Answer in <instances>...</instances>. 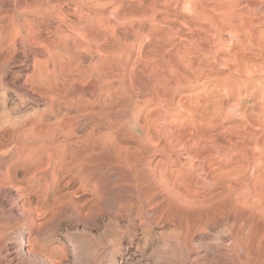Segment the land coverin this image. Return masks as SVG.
<instances>
[{"label":"rangeland","instance_id":"1","mask_svg":"<svg viewBox=\"0 0 264 264\" xmlns=\"http://www.w3.org/2000/svg\"><path fill=\"white\" fill-rule=\"evenodd\" d=\"M104 1L114 8L107 34L103 17L70 15L83 34L97 37L90 47L57 35L59 22L49 17L35 21L39 44L0 41V264H264V195L254 192L264 188V156L248 161L234 152L264 145V38L224 28L221 41L197 46L184 19L202 0H172L180 30L163 46L145 15L150 0ZM263 1H242L239 10L263 21ZM11 10L0 7L1 15ZM235 64L261 67V77L237 79ZM69 67L59 114L69 123L77 117V143L105 140L106 149L84 171L60 174L56 190L66 198L58 203L19 157L25 138L16 129L42 137L53 114L43 110L37 86ZM88 100L93 109L78 107ZM33 108L42 114L15 118ZM239 161L232 193L215 172ZM101 177L98 198L89 188ZM40 208L45 216L30 223L27 212Z\"/></svg>","mask_w":264,"mask_h":264},{"label":"bare ground","instance_id":"2","mask_svg":"<svg viewBox=\"0 0 264 264\" xmlns=\"http://www.w3.org/2000/svg\"><path fill=\"white\" fill-rule=\"evenodd\" d=\"M184 1L187 2L188 0ZM202 1L196 4L194 7V11H191L190 15H187L188 17L184 19V23L197 35V38L195 37L196 42H194L197 43V46H203V42L216 43L220 40L219 38L221 37L220 35L221 32H223L224 28L227 29L225 31L229 30L230 33L236 35V33L234 32L239 27V29H243V31L247 33L249 37H251L252 35H256L259 39L264 38V29H259L256 27V23L264 21L263 17V21L255 20L253 18L256 17L252 18V16H247L248 18L246 19L243 13L239 10V5L242 1L251 6H258L262 0H230L229 2L222 1L215 4H208V1H206V3H204L205 1ZM171 5L172 0H150L148 4L149 10L145 12V15L149 18L150 22L149 29H151L154 35L157 37L160 45L163 46L171 44L180 30V28L176 27V25L174 24L175 21H177V9L174 8L172 10ZM2 6H10L12 10L11 12L9 11L10 13L6 12V15L4 13V15H1L0 13V41L9 40L10 43L18 42L22 43L23 45H28V43L29 45L39 44L38 41L40 39H38L37 41L35 38V21L40 17H49L59 22V27H57L56 30L57 35H61L64 33L66 39L72 40L73 44L90 47L93 43H97V37H92L93 35L90 37L87 34H83L84 32H81V28L83 29V27L78 26L79 24L74 21L73 18L70 17V15L75 13V15L73 16H77L76 14L79 13L83 16H91L94 14L103 17L101 23L103 25L104 33L107 34L110 26L108 21H105V19L114 12V8L110 6L109 1L104 0H0V7ZM241 7L242 6L240 5V8ZM249 41L251 40L249 39ZM256 62H258L257 58ZM260 62L262 61H259V64ZM253 63L255 64V62ZM248 64L249 66L251 65L250 63ZM239 66H236L235 64L231 73L235 77H238L237 79L242 78L244 80L257 76V72L262 69L261 67H264L263 65H260L261 67L259 69V67L257 66L248 67L246 65V68L241 69L239 68ZM72 74L73 71L70 67L66 71L58 70V73L57 75H55L54 80L46 77L40 80L39 86L36 85L38 87L40 96L46 98L47 100L45 107H43V110L49 109L50 113L53 114V116H50L48 123L45 124L46 126L43 131L42 137L36 140H32L31 137L35 136L34 130L24 127L16 129V133L19 136H24L25 138V141L22 142L21 146L19 147V157L31 163V170L32 173H34V176H39L38 178H40V176H43L47 191L50 189L51 191L57 192L54 195L55 200L58 203L63 202V200L66 198L65 194L60 193L56 190L60 174L64 171L77 173V168L81 169L80 172L84 171L85 165L100 161L97 160L99 158L97 154H101L102 158H104V152L106 149L105 140L103 143L99 144L96 143L85 145L84 143H77V136L75 135L76 131L74 127V123L75 121H77V117L73 119L72 123H69L66 119H64L63 114H59V111L61 110L60 105L66 103L64 89L65 86L70 85L71 80V77L68 75ZM183 75L185 76L186 73H183ZM107 76L108 72H105L104 77ZM186 77L189 78L188 75H186ZM156 79L158 83L167 80L164 76H158V78ZM224 88L229 93L233 89V86L229 83H225ZM106 97L107 96H100L98 100L100 102V105L102 106V115L109 118V113L105 112L106 105H108L109 103L107 102ZM89 105H92L93 107L94 102L88 100L86 105H79L78 107L83 110L93 109L92 107L87 108V106ZM75 106L77 111V103L75 104ZM40 110L41 109L33 108L26 113L27 115L16 114L15 118H22L26 120L29 115L42 114V111ZM262 110H264V108ZM262 110L259 112L260 114H264V112L261 113ZM261 118H264V115H261ZM234 152L240 153L244 160L247 159L248 161H250L251 159L253 160L254 158L257 159L264 156V145L259 143V141H255L251 148L239 147L238 149H234ZM242 166L243 163L239 161L235 165L233 164L225 168L220 167L216 169L215 173H218L221 179H223L226 184L230 186V191L232 193L235 192L236 188L231 186V183L234 182L238 184V179H240L239 173ZM241 170L243 171V169ZM98 181H101L102 183L104 180L102 179V177L95 179L92 183V186L90 184L91 188L89 189L94 195H96L98 198H101L104 191L102 185L100 187V182ZM254 192H259L260 194L264 195V188L261 187L258 189V191L257 188H255ZM47 210V208L46 210L45 208L37 209L36 214L34 215L31 214V211H28L27 214L29 217L27 218V220L30 223H34V216L43 217L45 216ZM26 242L28 241L26 240ZM249 263H251V261Z\"/></svg>","mask_w":264,"mask_h":264}]
</instances>
